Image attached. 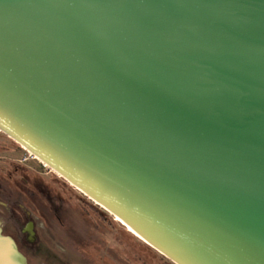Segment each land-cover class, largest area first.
<instances>
[{
  "label": "water",
  "instance_id": "95a60500",
  "mask_svg": "<svg viewBox=\"0 0 264 264\" xmlns=\"http://www.w3.org/2000/svg\"><path fill=\"white\" fill-rule=\"evenodd\" d=\"M0 131L174 264H264V0H0Z\"/></svg>",
  "mask_w": 264,
  "mask_h": 264
},
{
  "label": "rangeland",
  "instance_id": "374dc122",
  "mask_svg": "<svg viewBox=\"0 0 264 264\" xmlns=\"http://www.w3.org/2000/svg\"><path fill=\"white\" fill-rule=\"evenodd\" d=\"M0 227L29 264H174L1 131Z\"/></svg>",
  "mask_w": 264,
  "mask_h": 264
},
{
  "label": "bare ground",
  "instance_id": "6f19581e",
  "mask_svg": "<svg viewBox=\"0 0 264 264\" xmlns=\"http://www.w3.org/2000/svg\"><path fill=\"white\" fill-rule=\"evenodd\" d=\"M41 162V161H40ZM44 166H47L46 164H44L43 162H41ZM73 186V185H72ZM74 188H76L75 186H73ZM78 189V188H76ZM79 190V189H78ZM105 211H107L108 213H110L112 216L115 217V219L117 221H119L122 225H124L130 232H132L133 234H135L138 238H140L142 241H144L138 234H136L133 230H131L127 225L124 224V222L119 219L117 216H115L114 214H112L110 211H108L107 209L103 208ZM145 242V241H144Z\"/></svg>",
  "mask_w": 264,
  "mask_h": 264
},
{
  "label": "flooded vegetation",
  "instance_id": "af4514ba",
  "mask_svg": "<svg viewBox=\"0 0 264 264\" xmlns=\"http://www.w3.org/2000/svg\"><path fill=\"white\" fill-rule=\"evenodd\" d=\"M50 195H51V193H50ZM26 264H29V262H28V260L26 259Z\"/></svg>",
  "mask_w": 264,
  "mask_h": 264
}]
</instances>
